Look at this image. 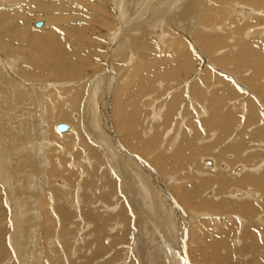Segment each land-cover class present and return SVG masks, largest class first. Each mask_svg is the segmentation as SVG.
Returning a JSON list of instances; mask_svg holds the SVG:
<instances>
[{"label":"rangeland","instance_id":"1","mask_svg":"<svg viewBox=\"0 0 264 264\" xmlns=\"http://www.w3.org/2000/svg\"><path fill=\"white\" fill-rule=\"evenodd\" d=\"M40 1L5 0L0 2L2 3L0 4V27L3 26L4 29L8 28L9 31L14 32L8 31L9 33L7 34L5 31L2 33V27L0 28V56H5V60L9 62L11 68L10 73L14 75L11 77V80L18 81H14L15 83L13 84L6 83V78L4 80L3 74L0 73V264H141L140 259L135 254L137 244L141 239L138 235V228H134L133 226L135 219L151 231L154 240L157 237L161 238V233L155 228L154 217L147 215V211L143 210L145 203L143 200V192L140 191L144 186L151 193L155 187V182L157 187L160 188L162 195L166 196L164 198L167 200L169 207H172L171 211L178 212L180 216L181 221L178 224V228H182L180 229V235L183 238V249L179 248L176 254L180 256L178 257L181 259V264L182 262L185 264L183 261L184 258L188 260V264H264V201L261 200L260 203L256 201V204H261L262 206L256 205L260 209L255 213L256 215L253 214L250 217L238 211L240 209V203L243 200L234 199L235 196V198L243 199L251 192L254 193V196H257L259 190L253 189V187L250 188L251 186L241 187L238 183H235L236 186L232 184L228 188L226 187L222 193L224 196L226 194L225 197L219 195L220 198H218L216 193L218 191V185L216 184L215 186L214 180H211V178L215 179L216 175L220 172H225L224 175L226 174L235 180L236 178H245L243 175L248 172L243 171L244 168L242 165L244 166L245 163L238 159L236 161V158L233 157L234 155L236 156L238 149L232 150V152L230 150L221 157L220 162L215 164L214 171L213 167H208L211 165V161L207 163L203 159V157L209 155L210 159H207L215 161V158L218 159V153L221 152V149L227 151L226 148L234 145L237 146L239 142H241L242 147L235 148L241 150L238 152L241 159H243L242 157H246L243 155L244 152H252V157L247 162L248 165H253L258 159H264V151H262L264 148H256V151H252L251 149H254L255 146L250 145L251 141H256L252 136L258 130H264V97L261 95L263 93L260 94L258 90L259 86L264 85V79L259 80L263 82L258 81L257 74H255L256 71L252 65H238L239 58L242 59L246 56L245 54H247L246 57L255 61L257 55L254 53V56L253 52L262 51L264 53V0H261V4L254 3L251 0L249 2H247L248 0H218L215 4H211V0H198L200 4L199 10L208 12L207 20H202L198 12L196 15L193 14L188 22L184 20L180 22L182 19L173 15V17L171 16L172 19L171 17L169 18L170 22L173 20L172 23L166 21V18H161L159 20L160 22L158 21V24H155L153 22V16H150L147 20L149 21L148 23L146 21L141 24V28L145 27L144 29L148 34L144 33L142 29L135 30L136 27L132 28V21H135L136 24L138 18H140L138 22H141L147 19L152 11L157 9V7L152 8L151 4L149 5L148 2L150 0H137L145 2V7L149 6L148 9H144L143 7V9L138 8L136 5L137 1L133 3V0H129L126 3L125 7L129 11L131 26L119 14L121 12L120 0ZM123 1L125 2L127 0ZM42 3L46 5V8L41 7ZM161 6L162 8L158 9V11L167 9V7L164 8L165 5ZM91 7L98 9H96V14L93 13V17L87 15L90 19L80 14L81 11L79 9L87 14L89 9L92 10ZM181 7H183L182 3L177 8L175 14L180 12L178 9L181 10ZM97 10L99 11L97 12ZM41 11H45L43 13L44 16L40 15ZM56 11H59L58 14ZM76 11L79 12L77 13ZM108 14L111 16L109 17ZM2 17H4V20H2ZM162 17H165V15ZM5 18L6 20L8 18V20L6 21ZM14 19L19 23H15ZM40 19L41 21L45 19L47 23H50L47 27L50 30L53 29L55 31L57 29L60 32V39H66L68 34L72 35L69 38L71 40L76 35L79 37L82 36L81 38H83L85 32L79 34L80 31H78L81 30L79 29L81 25L84 29H87L85 30L87 32L90 30L87 26L92 24H94L95 30L97 29L91 38L84 37L83 40L85 42L83 43L85 45L89 44V50L94 51L91 54L92 57L90 55L87 61L89 63L95 61V73H102L103 76H107L106 78L113 80L111 82H113L114 86L111 88L108 87L110 85L109 80L108 84L105 83V95L108 101V105L105 107L108 108L109 112L106 116V119H109V126L107 128L110 127L108 131L112 134L111 136H115L113 150L117 151L116 155H118L124 164L125 173L123 176H128L127 192L123 191L121 193V188H123L121 186L123 183L122 180L118 181V176L107 165L106 158L101 155L105 151L104 148L99 146L100 155L96 151L97 153H94L95 155L90 158V156H86L90 150L88 149L87 153H83L85 150L82 149L81 144H72V136L68 135L62 138L56 135L57 131L54 125L63 120L60 113L63 112L69 115L68 119L64 120L63 123H67V121L70 123L73 121V118H76L78 128H80L79 122H82V119L86 120L85 110H82L86 104L82 106V103H80V108H76L77 110L74 109L73 112L69 106L67 94L69 92L68 89H75L78 86H81V88L83 86L85 87L87 80L84 82L80 78H51L53 73L50 68L45 66L43 70L41 68L42 66L39 67L41 64H38L36 67L31 64V57L33 55L31 50L34 39L32 35H42L44 33V29L41 30L42 26L38 28L34 27V21H40ZM98 19L100 22H97ZM2 21H6V23ZM103 23L104 25H102ZM184 23L187 26V30L185 31L183 28L177 30L179 24L183 26ZM5 24L9 26L7 27ZM17 25L20 26L18 27ZM70 25L71 28L68 27ZM31 26L33 30H37L36 33H33V30L29 32V29H31L29 27ZM75 26L79 28L77 29ZM16 33L19 35H15ZM199 33H205V35L203 34V38L198 36ZM8 35L10 39L6 37ZM3 37L4 39L2 40ZM7 38L13 46L12 50L14 51L11 53L14 54L6 52V43L4 44V41H7ZM121 39L124 40L123 46L120 44ZM133 39L138 41L149 39L150 42L153 41L151 47H147L149 55L156 59H152L153 68L159 67L160 61L162 62L160 67L176 65L182 58L176 59L177 56L175 54L184 57L183 55L185 53L187 57H184V62H187V65L185 64L184 67L187 70L184 69L185 73L182 76H179L177 73L175 79L163 80L164 82L161 86L157 83L155 87L154 83L151 82L146 92H141L140 90L143 88V84L140 83V80L143 79H139L142 76L140 73H143L142 77L145 79V76L152 75V69L147 68L142 72L146 60V57L143 59L141 53L144 52V49H140L143 44L136 47L133 45ZM216 41L218 44L215 43ZM213 42L215 46L208 48L207 46ZM95 44L96 47L94 46ZM116 47L117 49L115 50ZM96 48H99V50ZM238 49L240 52H238ZM250 50H253V52L251 51L252 54L250 53V56H248ZM118 51L119 54L117 53ZM237 56L238 60H236ZM94 63L91 64L94 65ZM30 72L36 77L42 76L43 78L41 77V79L43 80H30L28 77L29 84L23 81L19 82V78H27V74L30 75ZM64 81L68 82L63 83ZM51 82L54 86H48L47 89L44 85L52 84ZM22 84L26 85L25 88ZM151 84H153L152 89ZM13 86L19 91L16 90L14 92L15 89ZM32 87L40 88L39 90L46 89L42 92V98L39 95H35L39 99L36 101L37 104L29 100L31 98L30 92L25 94L27 88L30 89ZM24 90L26 91L24 92ZM136 90L142 94L141 102L136 101L132 96V92ZM117 96L121 98L127 115L130 113L134 114L135 107L139 108L137 126L134 130L141 131L142 140L146 142L152 141L157 134L158 142H156L155 147L141 151L126 146L123 143L124 131L119 132L113 127L116 121L119 123L116 112L117 102L121 100L116 99ZM14 97L15 99L13 100ZM148 97L152 99H148ZM87 100L88 96H85L82 102L87 103ZM217 101L218 103H216ZM98 102L100 105L98 109L100 110L101 108V111H103V100H98ZM175 104L176 107H173ZM151 106H154L156 111L161 110L162 119L160 121H156V115ZM202 106L207 110L206 112ZM240 107H245V109H241ZM212 108H220V115H222L219 127L214 129L212 127V119L214 116ZM105 111L107 110L105 109ZM244 111L246 114L248 113V116ZM41 114L43 115L41 116ZM227 117L230 119L227 120ZM124 119L123 117V121H126ZM229 122H235L237 126L233 124L234 127H227L230 129V133H225V131L223 133L221 130L226 128L224 125H232ZM257 124L259 125L257 126ZM24 126L31 128V138H33V141H35L36 135L42 133L44 130L48 135L46 139L49 143H46V141L41 147L37 148L41 154L40 161L48 159L43 163L44 170L42 172L44 173L45 171V176H37V165L41 164L38 157L39 154H35L30 149H26L25 151L19 150L20 148L27 147V145H20V141L22 140L20 135H23L21 131ZM2 129L4 130L2 131ZM176 133L178 136L174 135ZM227 138L229 140H226ZM185 139H190V141H185ZM219 140L223 141V144H217L216 141L218 142ZM262 141L264 142V139ZM179 142H184L183 145L189 152V160L186 163H181L179 166L174 167L158 165L156 160H159L161 156H171L178 147ZM160 143L162 147L160 145L158 147ZM90 144L93 147L92 142ZM203 146L205 147L204 150L202 149ZM214 146L215 149H213ZM83 147L86 148L85 143ZM255 153H259V156H255ZM135 157L145 165L139 163ZM28 160L34 162V166L31 168L28 166ZM199 160L201 161V170L198 165L196 168L197 171L195 172L196 169L194 170L193 166H195V163L198 164ZM262 163L260 162L254 166L261 165L262 170L264 167ZM4 165L7 167L4 168ZM96 165H100L99 174L103 170H110L112 176L117 180V183L115 182L116 186L111 189L114 191L110 197L106 195L99 196L101 192L109 191V186H102L104 179L101 181L100 178L95 177L97 187L94 188L91 186L88 187L85 184L87 183V179H91V173L97 172ZM254 166L251 167L253 168ZM54 167L57 168L55 169ZM261 173L264 174V170ZM7 174L12 175L13 179L11 184L13 189H10L8 185ZM250 174H255V172H250ZM31 178L36 183L34 187H31L33 186V183L30 181ZM202 179H210L211 181H207V183L196 189L200 197L198 203H189L185 198L183 199L185 196L183 195L184 193L190 195L195 191L194 180ZM28 181H30V186L25 187ZM116 187H118L117 190ZM11 190L12 192H9ZM234 192L235 194L233 195ZM241 192L246 194L238 197L240 195L238 193ZM31 193L34 194L33 197ZM89 194L92 200H94L92 203H86V198L89 197ZM97 195L100 197L98 199L99 201L97 200ZM259 196L261 195L259 194L257 197ZM203 199L212 207H208L202 202ZM224 200L228 204L225 203L224 208L221 205L220 209L216 210L213 205L220 204ZM148 202L151 209L159 213L158 195L156 193L153 196L151 195V199ZM133 203L136 205V208L133 206ZM123 206H125V209L122 208ZM126 207L129 209L127 210V214L123 213L121 215L120 212L125 211L127 209ZM64 209L67 210V215H64ZM90 214L101 216L103 218H100L102 223L98 222L99 224H97L94 218L89 217ZM123 216L129 218V223ZM259 217H262L263 220H260ZM96 218L98 217L96 216ZM156 218L158 219V216ZM141 229L143 230V228ZM154 229L155 232H152ZM145 232L143 230V235ZM1 233H4V236ZM247 233L250 234L247 235ZM127 235H129L128 239L126 238ZM195 238L200 239L201 243L199 245L194 244ZM226 238H228L226 242H228L229 247H220L217 241L226 240ZM257 241L261 244L260 246H256ZM154 248L155 246L153 250ZM130 249H133V251H130ZM208 250L211 251V254ZM214 250L221 256L219 259H216L214 256L212 257ZM203 252L207 253L204 254L202 260H198V255L200 256ZM149 262L150 264L154 263L152 261Z\"/></svg>","mask_w":264,"mask_h":264},{"label":"bare ground","instance_id":"2","mask_svg":"<svg viewBox=\"0 0 264 264\" xmlns=\"http://www.w3.org/2000/svg\"><path fill=\"white\" fill-rule=\"evenodd\" d=\"M1 1H5V0H0V2ZM10 1V0H9ZM42 1V0H41ZM40 1V2H41ZM70 1V0H69ZM75 1V0H74ZM80 1V0H79ZM109 1V0H108ZM137 0H133V3H135ZM218 0H211V4L212 3H216ZM222 1V0H221ZM250 0H248L247 2H249ZM251 1H254V3H258V4H261L262 3V1L261 0H251ZM43 2H45V1H43ZM55 2V1H54ZM57 2V1H56ZM67 2V1H66ZM85 2V1H84ZM92 2V1H91ZM97 2V1H96ZM99 2V1H98ZM104 2V1H103ZM127 2H129V0H127V1H123V0H120L119 1V4L121 3V5H120V7H121V12L119 13L122 17H124V19L126 20V23H128V25L129 26H131V18L129 17V11H127V9H126V7H125V5H126V3ZM35 3V2H34ZM49 3V2H48ZM74 3V2H73ZM80 3H82V2H80ZM107 3V2H106ZM149 5L151 4V7L152 8H155V7H157V9L155 10V11H152V13H150L149 14V16L147 17V19H145V20H142L141 22H138L139 21V19L140 18H138V20H137V22H136V24H135V21H132V28L134 27H136L135 28V30H141L142 29V31L144 32V33H147L146 32V30L144 29V28H141V24H143V22H146L148 19H149V17L150 16H153V22L155 23V24H158V21L161 19V18H166L165 20L166 21H168L169 23H172L173 22V20H171V22H170V17L172 16L173 17V15H175V16H177V17H179L180 19H182V20H180V22L181 21H186V22H188V20H189V18L193 15V14H198V12H199V17L202 19V20H207V18H208V16H207V11H204V10H199V2H198V0H183V1H180V0H158V1H155V0H150L149 2ZM183 4V7H181L180 9L181 10H179L178 9V11H180L179 13H177V14H175L176 13V10H177V8L179 7V5L180 4ZM209 3V2H208ZM252 3V2H251ZM0 4H2V3H0ZM35 4H37V3H35ZM34 4V5H35ZM92 4V3H91ZM108 4V3H107ZM107 4H105V5H107ZM207 4V3H206ZM75 5H76V3H75ZM87 5V4H86ZM94 5V4H93ZM136 5H137V7L138 8H141V9H148L149 8V6H146L145 7V2H141V1H137L136 2ZM161 5H165V7L164 8H166L167 7V9H161V10H159L158 11V9H160V8H162V6ZM46 5L45 4H41V7L42 8H46L45 7ZM104 6V5H103ZM133 6V5H132ZM38 7V6H37ZM82 7V6H81ZM80 7V8H81ZM143 7V8H142ZM151 7H150V9H151ZM83 8V7H82ZM81 8V9H82ZM90 8V7H89ZM118 8V7H117ZM213 8H214V6H213ZM65 9V8H64ZM81 9H79L81 12H80V14H83V15H85V16H87V15H89V16H91V17H93L94 15H93V13L94 14H96V9H98V8H93V7H91V9L92 10H88L87 11V14H85V12H83ZM201 9V8H200ZM1 10V9H0ZM39 10V9H38ZM47 10H49V9H47ZM47 10H45V11H47ZM63 10V9H62ZM45 11H41L40 12V15L42 16H44V12ZM99 10H97V12H98ZM162 11V12H161ZM177 11V12H178ZM57 12V11H56ZM59 12V11H58ZM58 12H57V14H58ZM77 12V11H76ZM79 12V11H78ZM77 12V13H78ZM102 12H104V11H102ZM159 12H161L160 14H159ZM164 12H165V14H164ZM171 13H174V14H172L171 15ZM251 13V12H250ZM259 13V12H258ZM47 14H49V13H47ZM105 14V13H104ZM113 14V13H112ZM39 15V16H40ZM60 15H62V14H60ZM113 15H115V14H113ZM163 15H165V17H162ZM3 16V15H2ZM40 16V17H41ZM58 16V15H57ZM105 16V15H104ZM108 16H109V14H108ZM111 16V15H110ZM109 16V17H110ZM24 17V16H23ZM100 17V16H99ZM116 17V16H115ZM172 17H171V19H172ZM4 17H2V20H4L3 19ZM87 18H89L90 19V17H88L87 16ZM102 18V17H101ZM113 18V17H112ZM100 19V18H99ZM99 19L97 20V22L99 21ZM110 19V18H109ZM114 19V18H113ZM5 20H6V18H5ZM7 20H8V18H7ZM6 20V21H7ZM15 20V19H14ZM192 20V19H191ZM6 21L5 22H3V23H6ZM12 21H13V19H12ZM39 21V20H38ZM38 21H34V27H37L38 28V26H35V22H38ZM40 21H41V19H40ZM42 21H44V23H43V25H42V29L41 30H43L44 31V33L42 34V35H38V34H36V35H32V37L34 38L33 39V46H32V57H31V64L34 66V67H36L38 64H41V65H39V67L40 66H42L41 68L44 70V68H45V66H47L48 68H50V70L52 71V75H51V78H80V79H82V80H84V82H86V80H87V83H85V87L83 86L82 88H81V86H78L77 88H75V89H68V91L71 93V90H72V93L70 94L69 92H68V94H67V96H68V102H69V106L72 108V111L74 112V109H76V108H80L79 106H80V103H82L81 105L83 106L84 104H86L85 106H83L84 108L82 109L83 111H84V113L86 114V120H84V119H82V122L80 121L79 122V127L80 128H78L77 127V125H76V118H73V121H71L70 123H68V121H67V124H69V129L67 130L68 132H66V131H58L57 129H56V125L58 124V123H56L55 125H54V128H55V130L57 131L56 133V135L57 136H59V137H62V138H64L65 136H68V135H70V136H72V140H73V142H72V144L73 143H78V144H81V146H82V149H84L85 151L83 152V153H87V150L89 149L90 150V152L89 153H87V155L86 156H90V158H91V156H94L97 152L96 151H100V147H102V148H104L105 149V151H103L102 153H101V155H103L104 156V158H106V161H107V165L109 166V167H111L110 169L114 172V173H116L115 175H117L118 176V181L119 180H122V187L123 188H121V193H123V191L124 192H127V177L128 176H126V177H124L123 175H124V173H125V169H124V164H123V162L121 161V159L118 157V155H116L117 154V151L116 150H113V144H114V142H115V140H114V137L113 136H111L112 134H110V132L108 131V129L110 128H107V126H109V119H106V116L109 114V112H108V108H106L105 106H107L108 104H107V99H106V95H105V87H106V85H105V83H107L108 84V80H109V82H110V85L108 86V87H112V86H114L113 85V82H111V81H113V80H110L109 78H106L105 76H103L102 75V73L101 74H98V73H95V69L94 68H96V67H94L95 66V61L94 62H90L89 63V61H87L88 59H89V57H90V55L92 54V53H94V51H90L89 50V44H86L85 45V43H83V42H85L84 40H83V38L84 37H89V38H91L92 37V35H93V33L94 32H96V30H95V26H94V24H92V25H90V26H87V28L89 27V32H87V31H85V30H87V29H84L83 28V26L81 25L80 26V28L79 27H77V26H75V27H77V29L79 28V29H81V30H78V31H80L79 32V34H82L83 32H85L84 33V36H83V38H81V37H79V36H77L76 35V37L74 36L73 37V40H71V39H69L72 35H70V34H68V36H67V38L66 39H60L59 38V33L60 32H58V30L56 29L55 31L53 30V29H51L50 30V28H47L49 25H50V23H47V21H45V19H43ZM103 21V20H102ZM104 21H106L105 19H104ZM190 21V20H189ZM8 22H10V21H8ZM17 21L15 20V23H16ZM100 22V21H99ZM113 22H115V21H113ZM149 21H147V23H148ZM151 22V21H150ZM160 22V21H159ZM185 22V23H186ZM3 23H1V24H3ZM19 22H17V24H18ZM116 23V22H115ZM185 23L183 24V26H180V24H179V27L177 28V30H180V28H183V30H187V26L185 25ZM217 23V22H216ZM8 24H11V23H8ZM8 24H5V25H7V27L9 26ZM203 24V23H202ZM12 25V24H11ZM10 25V26H11ZM77 25H78V23H77ZM102 25H104V23L102 24ZM115 25V24H114ZM172 25V24H171ZM206 25V24H205ZM18 26V25H17ZM20 26V25H19ZM18 26V27H19ZM44 26V27H43ZM46 26V27H45ZM79 26V25H78ZM85 27H86V25H84ZM101 26V25H100ZM116 26V25H115ZM175 26V27H176ZM2 27V33L3 32H5V33H9V32H13V31H9V29L7 28V29H4V27L3 26H1ZM0 27V28H1ZM12 27H14V26H12ZM16 27V26H15ZM17 27V28H18ZM41 27V26H40ZM68 27H70L71 28V25L70 26H68ZM73 27H74V25H73ZM91 27V28H90ZM103 27V26H102ZM25 28H26V26H25ZM25 28H24V30H25ZM29 28H31V29H29ZM28 29H29V32H31V30H33L32 29V26L31 27H29ZM105 28V27H104ZM196 28V27H195ZM263 28V27H262ZM12 29V28H11ZM12 30H14V29H12ZM17 30V29H16ZM40 30V31H41ZM118 30V29H117ZM9 31V32H8ZM15 31V30H14ZM18 31V30H17ZM16 31V32H17ZM35 31V32H34ZM36 31L37 30H33V33H36ZM26 32V31H25ZM25 32H23V33H25ZM104 32V31H103ZM263 32V31H262ZM14 33V32H13ZM7 34H5V35H7ZM11 34V33H10ZM32 34V33H31ZM65 34V33H64ZM96 34V33H95ZM115 34V33H114ZM148 34V33H147ZM203 34L205 35V33H199V37H202L203 38ZM15 35H19L18 33H16ZM99 35H101V34H99ZM179 35V34H178ZM21 36V35H20ZM94 36V35H93ZM114 36V35H113ZM143 36V35H142ZM6 37H10L9 35L8 36H6ZM15 37V36H14ZM30 37V36H29ZM31 37V38H32ZM60 37H62L61 35H60ZM64 37V36H63ZM144 37V36H143ZM198 37V38H199ZM217 37V36H216ZM7 38V41L10 39H8ZM65 38V37H64ZM98 38H99V36H98ZM137 38V37H136ZM202 38H200V39H202ZM219 38H221V37H219ZM4 39V37L2 38V40ZM139 39V38H138ZM106 40V39H105ZM134 40V39H133ZM176 40V39H175ZM212 40H213V38H212ZM6 40L4 41V44L6 43V52H12V51H14V50H12L13 49V46H12V44H11V42L10 41H8L7 42ZM29 41V40H28ZM95 41V40H94ZM112 41V40H111ZM204 41V40H203ZM32 42V41H31ZM104 42V41H103ZM153 42V41H152ZM152 42H150V40L149 39H144V41L143 40H141V41H138V40H134V42H133V45L134 46H136V47H139L140 46V44H143L142 45V47H145V48H140V49H144V52H141L142 53V57H143V59L146 57V60H145V65H143V70H142V72H144V70L145 69H147V68H150V70L152 69V71H151V73H152V75L150 76V75H147V76H145V79L142 77L143 76V73H140L142 76L139 78V79H143V80H140V83H142L143 84V88L140 90L141 92H146V90H147V87L149 86V83H151V82H153L154 83V85H155V87L157 86V83L161 86L162 85V83L164 82L163 80H166V79H170V80H172V79H175L176 77H177V73L179 74V76H182V74L183 73H185V70L184 69H186L184 66H185V64L187 65V62L185 63L184 62V57L186 56L185 55V53H184V57H182L181 55H177V54H175L177 57H176V59H180V58H182V59H180V61L179 62H177L176 63V65H170V66H163V67H160L161 66V61H160V65H158L159 67H156V68H153V63H152V59H154V58H152L150 55H149V52H147V47H151V43ZM119 43V42H118ZM123 43H124V40L123 39H121L120 40V44L123 46ZM216 44H218V42L216 41L215 42ZM215 43L213 42L211 45H206L208 48L209 47H213V46H215ZM102 44V43H101ZM131 44V43H130ZM202 44V43H201ZM29 45H30V43H29ZM100 45V44H99ZM106 45V44H105ZM24 46V45H23ZM27 46H28V44H27ZM95 47H96V44L94 45ZM131 46V45H130ZM158 46V45H157ZM26 47V46H25ZM110 47V46H109ZM155 47V46H154ZM160 47V46H159ZM221 47V46H220ZM101 48V47H100ZM113 48V47H112ZM127 48V47H126ZM130 48V47H129ZM15 49V48H14ZM97 50H99V48H96ZM117 49V47L115 48V50ZM124 49V48H123ZM16 50V49H15ZM110 50H112V49H110ZM239 50V49H238ZM243 50V49H242ZM30 51V50H29ZM245 51V50H244ZM253 52V50H250V52L248 53L249 55L248 56H250V53L252 54V52ZM101 52V51H100ZM104 52V51H103ZM238 52H240V50L238 51ZM243 52V51H242ZM102 53V52H101ZM106 53V52H105ZM118 54H119V51L117 52ZM116 53V54H117ZM133 53V52H132ZM152 53H155V52H152ZM254 53L257 55V58H256V60L255 61H252L251 60V58H249V57H246L247 56V54H245L246 56L245 57H243L242 59H240L239 58V61H238V65H241V64H243V66H245L244 64H250V65H252L253 67H254V69H255V71H256V73L255 74H257V79H258V81L259 80H263L264 79V67H263V63H264V61H262V60H264V53H262V51L261 52H258V51H255V52H253V55H254ZM9 54V53H8ZM11 54H14V53H11ZM98 54V53H97ZM115 54V53H114ZM156 54V53H155ZM242 54V53H241ZM0 55H1V53H0ZM10 55V54H9ZM101 55V54H100ZM107 55V54H106ZM229 55V54H228ZM98 56V55H97ZM152 56H154V55H152ZM159 56V55H158ZM189 56V55H188ZM226 56H227V54H226ZM255 56V55H254ZM91 57H92V55H91ZM94 57V56H93ZM101 57H103V56H101ZM137 57V56H136ZM140 57V56H139ZM160 57V56H159ZM187 57V56H186ZM228 57H230V56H228ZM227 57V58H228ZM252 57V56H251ZM133 58V57H132ZM138 58V57H137ZM94 59V58H93ZM97 59V58H96ZM103 59V58H102ZM101 59V60H102ZM105 59V58H104ZM141 59V58H140ZM225 59V58H224ZM230 59V58H229ZM228 59V60H229ZM154 60H156V59H154ZM236 60H238V56L236 57ZM158 61V60H157ZM39 62H42V63H39ZM234 62V61H233ZM91 63H94V65L93 64H91ZM221 63V62H220ZM232 63V62H231ZM155 64H156V62H155ZM175 64V63H174ZM237 64V63H236ZM29 65V64H28ZM31 65V66H32ZM7 66H8V68H7ZM13 66V65H12ZM102 66V65H101ZM100 66V67H101ZM155 66V65H154ZM157 66V65H156ZM187 67V66H186ZM249 67V66H248ZM48 68H47V70H48ZM13 69V68H12ZM28 69V68H27ZM31 70H32V68H30ZM29 69V70H30ZM138 69V68H137ZM137 69H134V70H137ZM189 69V68H188ZM241 69V68H240ZM6 70V71H5ZM10 70H11V68H10V65H9V62H7L6 60H5V56H3V57H1L0 56V73H2L3 74V76H4V80H5V78H6V83L8 82L9 84H13V83H15L14 81H16V82H18L17 80H11L12 78V76H14L13 74L11 75V73H10ZM23 70V69H22ZM49 70V71H50ZM153 70H155V71H153ZM187 70V69H186ZM26 71V70H25ZM140 71V70H139ZM146 71H148V70H146ZM22 72V71H21ZM27 72V71H26ZM36 72V71H35ZM34 72V73H35ZM97 72V71H96ZM14 73V72H13ZM29 73V72H28ZM131 73H132V71H131ZM254 74V75H255ZM37 75V74H36ZM39 75V74H38ZM93 75V76H92ZM41 76V75H40ZM50 76V75H49ZM53 76V77H52ZM28 77H29V79L30 80H34V79H41V77H36V76H34V75H32L31 74V72H30V75H28L27 74V78H24V79H22V78H19V82H21V81H23V82H27V84H29L28 83ZM43 78V77H42ZM46 78H48V77H46ZM253 78H255V77H253ZM244 79V78H243ZM249 79V78H248ZM256 79V80H257ZM41 80H43V79H41ZM167 80V81H168ZM115 81V80H114ZM126 81V80H125ZM68 81H64L63 83H67ZM133 82V81H132ZM169 82V81H168ZM182 82V81H181ZM259 82H263V81H259ZM52 83V82H51ZM8 84V85H9ZM17 84V83H16ZM169 84V83H168ZM256 84V83H255ZM260 85H261V83H259ZM18 85V84H17ZM17 85H14L15 87H18ZM23 85V84H22ZM158 85V86H159ZM258 85V84H257ZM10 86V85H9ZM13 86V87H14ZM25 86L26 85H23V87L25 88ZM44 86H46L47 87V89H48V86H51V87H53L54 85H53V83L52 84H48V85H44ZM56 86V85H55ZM159 86V87H160ZM15 87H14V89H15ZM119 87H121V86H119ZM152 87H153V84H151V89H152ZM154 87V88H155ZM165 87H167V86H165ZM169 87V86H168ZM9 88V87H8ZM141 88V87H140ZM149 88V87H148ZM256 88H257V86H256ZM19 89V88H18ZM34 89H35V91H34ZM40 88H37V87H32V88H30V89H28L27 88V91L26 90H24V92L26 91V93L25 94H28L29 92V94H31V98L29 99V97H28V99L31 101V102H33V103H36V101H37V99L38 98H36L35 97V95H39L41 98L43 97V95H42V92H43V90H46V89H41V90H39ZM118 89V88H117ZM121 89V88H120ZM119 89V90H120ZM157 89V88H156ZM17 89H15L14 90V92L16 91ZM107 90V89H106ZM110 90V89H109ZM119 90H118V92H119ZM258 90H259V92H260V94L261 93H263L264 94V85H262V86H259L258 87ZM17 91H19V90H17ZM37 91V92H36ZM41 91V92H40ZM113 91V90H112ZM156 91V90H155ZM164 91V90H163ZM255 92V91H254ZM253 92V93H254ZM107 93V92H106ZM122 93V92H121ZM158 93V92H157ZM16 94H18L17 92H16ZM86 94V95H85ZM110 94V93H109ZM115 94V93H114ZM132 96H133V98H135L136 99V101H138V102H141L142 101V94L140 93V92H138L137 90L136 91H133L132 92ZM154 94V93H153ZM255 94V93H254ZM263 94H261L263 97H264V95ZM15 95V94H14ZM119 95H121V94H119ZM156 95V94H155ZM260 95V96H261ZM23 96V95H22ZM33 96V97H32ZM85 96H88V100H87V103H85L84 101L82 102V100L84 99V97ZM109 96V95H108ZM115 96V95H114ZM149 96V95H148ZM38 97V96H37ZM119 96H117L116 97V99L118 98ZM145 97V96H144ZM224 97V96H223ZM10 98V97H9ZM8 98V99H9ZM34 98H35V100H34ZM104 98V99H103ZM150 97H148V99H149ZM166 98V97H165ZM4 99V98H3ZM15 99V97L13 98V100ZM87 99V98H86ZM118 99H120L121 100V98H118ZM150 99H152V98H150ZM162 99V98H161ZM253 99V98H252ZM261 99V98H260ZM11 100V99H10ZM10 100H9V102H10ZM39 100V99H38ZM98 100H103V111H101V108H100V110L98 109L99 107H100V105H99V102H98ZM264 100V99H263ZM159 101V100H158ZM157 101V102H158ZM219 101H221L220 99H219ZM4 102H6V101H4ZM101 102V101H100ZM116 102V101H115ZM161 102V101H160ZM168 102H169V100H168ZM167 102V103H168ZM41 103V102H40ZM155 103V102H154ZM216 103H218V101L216 102ZM257 103V102H256ZM37 104V103H36ZM231 104V103H230ZM242 104H243V102H242ZM241 104V105H242ZM153 105V104H152ZM157 105V104H156ZM171 105H172V103H171ZM233 105V104H232ZM237 105V104H236ZM249 105V104H248ZM160 106V105H159ZM243 106H244V104H243ZM242 106V107H243ZM250 106V105H249ZM143 107H145V106H143ZM163 107H164V105H163ZM173 107H176V104L173 106ZM203 107V106H202ZM242 107H240L241 109H245V107H247V106H245L244 108H242ZM254 107V106H253ZM151 108H152V110L154 111V113H155V115H156V117H155V119H156V121H160V119H162V115H161V110L159 109L158 111H156L155 109H154V106H151ZM150 108V109H151ZM156 108L158 109V107L156 106ZM233 108V107H232ZM235 108V107H234ZM105 109L107 110V111H105ZM135 109V113L134 114H132V113H130V114H126L127 113V111L125 110V106L123 105V103H122V100L121 101H118L117 102V112H116V114L118 115V120H119V123H118V121H116L115 122V125L113 126L114 128H115V130H117V131H119V132H121V131H124V137L122 138V140H123V143L126 145V146H130V147H132V148H134V149H137V150H141V151H144V150H149V149H152L151 147H155L156 146V142H158V135L156 134L155 135V137L152 139V141H150V142H146V141H144V140H142V133H140L139 131H135L134 130V128H136V123H137V115H138V111H140L139 110V108L138 107H135L134 108ZM162 109V108H161ZM203 109L205 110V112L207 111L204 107H203ZM213 109V119H212V127H213V129L214 128H217V127H219V125H220V121H221V116L222 115H220V112H221V109L220 108H212ZM248 109V108H247ZM252 109H254V108H252ZM256 109H257V107H256ZM38 110V109H37ZM77 110V109H76ZM236 111H238V110H236ZM241 111V110H240ZM256 111V110H255ZM203 112V111H202ZM204 112V113H205ZM209 112V111H208ZM233 112V111H232ZM251 112V111H250ZM258 112H260V111H258ZM41 113V112H40ZM228 113V112H227ZM244 113H245V111H244ZM253 113V112H252ZM61 114V117H63L62 119L63 120H61L62 122H60V123H63V121L64 120H66V119H68V116L69 115H67V113H60ZM74 114H76V113H74ZM224 114V113H223ZM246 114V113H245ZM248 114V113H247ZM246 114V115H247ZM260 114V113H259ZM262 114V113H261ZM43 114H41V116H42ZM80 115V114H79ZM196 115V114H195ZM204 115H206V114H204ZM225 115V114H224ZM223 115V116H224ZM231 115V114H230ZM227 116V115H226ZM228 116H229V114H228ZM233 116V115H232ZM248 116V115H247ZM263 116V115H262ZM88 117H90V118H88ZM123 117L126 119V121H123ZM205 117H208V116H205ZM251 117V116H250ZM85 118V117H84ZM210 118V117H209ZM208 118V119H209ZM233 118V117H232ZM255 118V117H254ZM75 119V120H74ZM124 119V120H125ZM164 119V118H163ZM175 119V118H174ZM195 119H197V118H195ZM227 120L228 119H230V118H226ZM251 119V118H250ZM252 119H253V117H252ZM83 120H84V122H83ZM165 120V119H164ZM178 120V119H177ZM198 120V119H197ZM196 120V121H197ZM206 120H207V118H206ZM261 120V119H260ZM79 121V120H78ZM153 121V120H152ZM181 121V120H180ZM208 121V120H207ZM224 121V120H223ZM231 121H232V119H231ZM240 121V120H239ZM248 121H249V119H248ZM247 121V122H248ZM254 121V120H253ZM140 122V121H139ZM162 122H165V121H162ZM250 122V121H249ZM85 123V124H84ZM170 123V122H169ZM228 123V122H227ZM229 123H232V122H229ZM257 123V122H256ZM7 124V123H6ZM84 124V125H83ZM235 125V122H233L232 123V125L230 126L229 124L228 125H224L226 128H223V130H221L223 133H224V131H225V133H230V129H228V128H230V127H234V125ZM237 124V123H236ZM248 124V123H247ZM161 125V124H160ZM172 125V124H171ZM221 125H222V123H221ZM259 124H257V126H258ZM4 126V125H3ZM8 126V125H7ZM6 126V127H7ZM169 126V125H168ZM178 126V125H177ZM197 126V125H196ZM235 126H237V125H235ZM246 126V125H245ZM132 127V128H131ZM211 127V126H210ZM209 127V128H210ZM211 127V128H212ZM228 127V128H227ZM256 127V126H255ZM254 127V128H255ZM260 127H262V126H260ZM21 128V127H20ZM157 128H158V126H157ZM171 128V127H170ZM178 128H179V126H178ZM200 128V127H199ZM206 128V127H205ZM250 128V127H249ZM34 129V128H33ZM148 129V128H147ZM159 129V128H158ZM181 129V128H180ZM179 129V130H180ZM197 129V128H196ZM213 129H210V130H213ZM4 129H2V131H3ZM10 130V129H9ZM199 130V129H198ZM243 130V129H242ZM241 130V131H242ZM250 130V129H249ZM6 131V130H5ZM45 131V130H44ZM43 131V132H44ZM112 131V130H111ZM253 131V130H252ZM256 131V130H255ZM20 132V131H19ZM22 133H23V135H20V137H21V141H20V145H27V147L25 148H20L19 150L20 151H25L26 149H30V150H32L35 154H39V161H40V156H41V154L39 153V151H38V149L37 148H39V147H41L42 146V144H44V142H46L47 141V139H46V137L48 136L47 134H46V132H42V133H40V134H38V135H36V137H35V141H33V138H31L32 137V130H31V128L30 127H27V126H24L23 128H22V131H21ZM147 132V131H146ZM165 132V131H164ZM175 132V131H174ZM197 132V131H196ZM248 132V131H247ZM241 133V132H240ZM66 134V135H65ZM235 134H236V132H235ZM115 135V134H114ZM174 135H177V133L176 134H174ZM117 136V135H116ZM178 136V135H177ZM31 139H30V138ZM91 137V138H90ZM118 137V136H117ZM117 137H116V139H117ZM256 141H251V143H250V145L251 146H255L254 147V149H251L252 151H254L256 148H259V149H262V148H264V142L262 141V139H264V130H258V132H256L253 136H252ZM205 138V137H204ZM38 139H40V140H38ZM49 139V138H48ZM50 140V139H49ZM79 140V141H78ZM120 140V139H119ZM226 140H229L228 138L226 139ZM225 140V141H226ZM185 141H190V139H185ZM52 142V141H51ZM92 142V145H93V147L91 146V143ZM230 142V141H229ZM29 143H31L30 145H29ZM46 143H49V141H47ZM84 143L86 144V148L85 147H83L84 146ZM183 143L184 142H179L178 143V147L176 148V150L174 151V153L171 155V156H161L160 157V159L159 160H156V163L158 164V165H164V166H166V167H174V166H179L181 163H186L188 160H189V152H188V150H187V148L183 145ZM216 143L217 144H223V141H216ZM227 143V142H226ZM118 144H120L119 142H118ZM159 145L161 146V143L160 144H158V147H159ZM100 146V147H99ZM22 147V146H21ZM162 147V146H161ZM160 147V148H161ZM190 147H191V145H190ZM235 147H242L241 146V142H239L238 144H237V146L236 145H234V146H229L228 148H226L227 149V151L226 150H222L221 149V152L220 153H218L219 154V157H218V159L217 158H215V161H213V160H208L207 158H209L210 156L208 155V156H205V157H203V159H204V161H206L207 163H210V161H211V165L210 166H208V167H213V171H214V168L216 167L215 166V164H218V162H220V160H221V157H223L226 153H228V151H230L231 150V152H232V150H236V149H238L236 152H237V154H236V156L234 155L233 157H235L236 158V161H237V159L239 160V161H243L245 164H244V166L242 165V167L244 168V170L243 171H248L246 174L244 173V175L243 176H245V178L243 177V178H236V180L234 179V178H230L229 176H227L226 174L224 175V173H218L217 175H216V178L215 179H212L211 178V180H214V182H215V186H216V184L218 185L217 187H218V191L216 192L217 193V196H218V198H220L219 197V195L221 196V197H223L224 195L222 194L223 192H224V190L226 189V187L228 188L230 185H232V184H234L235 185V183H238V185H240L241 187H250V188H252L253 187V189L255 188V189H257V190H259L258 192V195L260 194L261 196H259V197H257V196H254V193L253 192H251L249 195H247L245 198H243V199H239V198H235L234 197V199H238V200H243V202H241L240 203V209L238 210V211H240V212H242L243 214H245V215H247V216H252L253 214H255L260 208L258 207L259 205L260 206H262L261 204H256V201H259V203H260V201L262 200V201H264V174L263 173H261L263 170H264V167H263V169L261 170V165L259 166H254L255 164H258V163H260V162H263L262 164H263V166H264V159H258L253 165H251V164H247V162L251 159V157H252V155H251V153L252 152H250V153H243V155H245L246 157H242L243 159H241V157L239 156V154H238V152L239 151H241V150H239V148H235ZM33 148H34V150H33ZM219 148H222V147H219ZM218 148V149H219ZM253 148V147H252ZM97 149V150H96ZM182 149H186V150H182ZM202 149L204 150L205 149V147L203 146L202 147ZM213 149H215V146H214V148ZM250 149V148H249ZM182 150V151H181ZM247 150V149H246ZM251 150H249V151H251ZM257 150V149H256ZM255 150V151H256ZM262 151H264V149L262 150ZM93 153V154H92ZM95 153V154H94ZM104 153V154H103ZM214 153H215V151H214ZM234 153V152H233ZM90 154H92V155H90ZM216 154V153H215ZM99 155H100V152H99ZM255 156H259V153H255ZM85 157V156H84ZM101 157V156H100ZM215 157V156H214ZM217 157V156H216ZM213 158V157H212ZM135 159H137V161L139 162V163H141L142 165H145L143 162H141L138 158H136L135 157ZM210 159V158H209ZM48 159H45L44 161H47ZM89 160V159H88ZM103 160V159H102ZM231 160V159H230ZM254 160H256V159H254ZM44 161H40L41 162V164L40 165H37V176H42V175H44L45 176V171H44V173L42 172L44 169H43V163H44ZM85 161V160H84ZM104 161V160H103ZM233 161H234V159H233ZM215 162V163H214ZM235 162V161H234ZM28 166L31 168L32 166H34V162H30V160H28ZM55 164V163H54ZM231 164H232V161H231ZM234 164V163H233ZM199 165V167L201 166V161L199 160V163L197 164V163H195V166H193L194 167V170L197 168V166ZM14 166V165H13ZM12 166V167H13ZM225 166V165H224ZM231 166V165H230ZM237 166V165H236ZM235 166V167H236ZM251 166H254L253 168L251 167ZM7 166L6 165H4V168H6ZM52 167H53V165H52ZM99 167H100V165H96V167L95 168H97V169H95V170H97V172H92L91 173V179L90 180H86L87 181V183H85L86 184V186H91L92 188H94V187H97V183H96V181H95V177H98V178H100L101 179V181H102V179H104L103 181H102V186H109V191L107 192V191H103V192H101L100 194H99V196H103V195H106V196H111L112 195V193H113V191L114 190H111L112 189V187L114 188L116 185V183H117V180L115 179V177H113L112 176V173L110 172V170H107V171H105V170H103V171H105V172H103L102 171V173L101 174H99L98 173V171H100L99 170ZM192 167V166H191ZM206 167V166H205ZM223 167V166H222ZM232 167V166H231ZM231 167H229V168H231ZM234 167V166H233ZM11 168V167H10ZM55 168V167H54ZM57 168V167H56ZM55 168V169H56ZM237 168V167H236ZM209 169H212V168H209ZM41 170V171H40ZM200 170H201V167H200ZM199 170V171H200ZM208 170V169H207ZM217 170V169H216ZM216 170H215V172H216ZM227 170V169H226ZM235 170V169H234ZM197 171V169L195 170V172ZM222 171V170H221ZM228 172V171H227ZM230 172V171H229ZM250 172H255V174H250ZM47 173V172H46ZM207 173V172H206ZM234 173H236V172H234ZM200 174H201V171H200ZM231 174V173H230ZM233 174V173H232ZM47 175V174H46ZM236 175H237V173H236ZM240 175V174H239ZM33 176V175H32ZM48 176V175H47ZM100 176V177H99ZM254 176V177H253ZM12 175H10V174H7V180H8V185L10 186V189H13V187H12V184H11V181H12ZM32 179V178H31ZM30 179V181H31V183H33V186H31V187H34V185H36V183L34 182V180L32 179L31 180ZM210 179H202V180H194V185H195V191L192 193V194H190V195H187V194H185L184 192H182V193H184L183 195H185L184 197H183V199L185 198L187 201H189V203L191 202V203H198V201L200 200V197H199V194L196 192V189H198V187H200V186H202L203 184H205V183H207V181H211ZM30 181H28V184L26 183V185H25V187H27V186H30L29 185V182ZM33 181V182H32ZM116 182V183H115ZM106 184V185H105ZM32 185V184H31ZM154 185H155V187L152 189V191H151V193L149 192V190L146 188V187H144L143 186V189L142 190H140V191H142L143 192V200H144V211H147V215H150V216H153L154 217V224H155V228H156V230H158V232L159 233H161V238H158L157 237V239L156 240H154V236H153V234L151 233V231L149 230V229H147V228H145L144 227V224H142V223H139L138 222V220L137 219H135V221H134V228H138L137 230H138V235H139V237L141 238L140 240H139V243L137 244V249H136V257H138L139 259H140V262H141V264H150V262L149 261H152V263L153 264H181V259L179 258L180 256L179 255H177L176 253H178V249L180 248V249H183V247H182V243H183V241H182V236L180 235V232H181V230L180 229H182V228H178V224L180 223V216H179V214H178V212H172L171 211V209H172V207L170 208L169 207V204H168V202H167V200L164 198V197H166V196H163L162 195V192H161V190H160V188H158L157 187V184H156V182L154 183ZM236 186V185H235ZM213 187V186H212ZM216 187V188H217ZM117 188L118 187H116V190H117ZM236 188V187H235ZM78 189V188H77ZM178 189H180V188H178ZM86 190V189H85ZM215 190V189H214ZM235 190V189H234ZM233 190V191H234ZM241 190V189H240ZM256 190V191H257ZM6 191H8V190H6ZM119 191H120V189H119ZM245 191V190H244ZM262 191V192H261ZM9 192H12V190L11 191H9ZM33 193H34V191H32ZM86 192V191H85ZM236 192V191H235ZM235 192L233 193V195L235 194ZM116 193V192H115ZM154 193H156L157 195H158V203H159V208H158V211H159V213H160V215H158L159 213L156 211H153L152 209H151V207H150V205H149V202H148V200H150L151 199V195L153 196V194ZM215 193V194H216ZM229 193H231V192H229ZM222 194V195H221ZM238 194H240L238 197H242L243 196V192H241V193H238ZM246 194V193H245ZM244 194V195H245ZM248 194V193H247ZM93 195V194H92ZM31 196L33 197L34 196V194H32L31 193ZM84 196H85V193H84ZM89 197V199L88 198H86V203H92V202H94V200H92V197L90 196V194L88 195ZM98 196V195H97ZM96 196V197H97ZM97 197V200L100 198V197ZM225 196H226V194H225ZM224 196V197H225ZM230 196H232V195H230ZM179 197H180V195H179ZM258 199H257V198ZM217 198V197H216ZM257 200H256V199ZM222 199V198H221ZM255 201H254V200ZM90 200V201H89ZM110 200V199H109ZM99 201V200H98ZM202 202H204L208 207H212V206H209L210 204H208L207 203V201L205 200V199H203L202 200ZM96 203V202H95ZM112 203V202H111ZM210 203V202H209ZM225 203L226 204H228L227 203V201H222L220 204H216V205H213L215 208H216V210L217 209H220V207H221V205L223 206V208L225 207ZM263 203V202H262ZM204 204V205H205ZM256 205H258V206H256ZM264 205V204H263ZM133 206L136 208V205L133 203ZM180 207V206H179ZM264 207V206H263ZM122 208H124L125 209V206H123ZM127 208V207H126ZM222 209V208H221ZM127 210H129L128 208L125 210V211H123V212H120V209H119V212H120V214L121 215H123V213H126L127 214ZM122 211V210H121ZM174 211V210H173ZM63 212H64V215H67L68 214V212H67V210H63ZM157 213V214H156ZM45 215H46V213H45ZM119 215V214H118ZM256 215V214H255ZM255 215H254V217H255ZM96 216L98 217V218H96ZM137 216V215H136ZM156 216H158V219L156 218ZM89 217L90 218H94L95 219V222L97 223V224H99V223H102L101 221H100V218L101 219H103L101 216H99V215H93V214H90L89 215ZM124 217V216H123ZM128 217H129V215H128ZM128 217H124V218H126L127 219V221H128V223H129V218ZM112 218V217H111ZM260 218V220H263L262 219V217H259ZM258 218V219H259ZM47 219V218H46ZM120 219H122V218H120ZM93 220V219H92ZM111 220H113V219H111ZM132 220V219H131ZM121 221V220H120ZM99 222V223H98ZM126 222V221H125ZM105 223V222H104ZM44 224H45V219H44ZM106 224V223H105ZM105 224H103V225H105ZM116 226V225H115ZM118 226V225H117ZM182 226H183V224H182ZM140 227V228H139ZM184 227V226H183ZM129 228H130V226H129ZM141 228H143V230H145L146 232H145V234L143 235V230L141 229ZM154 228V227H153ZM159 230H161V231H159ZM184 230V229H183ZM152 232H155V229L152 231ZM157 232V233H158ZM248 232V231H247ZM2 234V233H1ZM4 234V233H3ZM2 234V235H3ZM250 234V233H249ZM248 233H247V235H249ZM137 235V234H136ZM255 235V234H254ZM4 236V235H3ZM128 236L129 235H127V239H128ZM146 236V237H145ZM226 236V235H225ZM0 238H1V235H0ZM132 238V237H131ZM160 239V240H159ZM227 239L228 238H226V240L224 239V240H222V241H217V243H218V245L220 246V247H222V246H228V242H226L227 241ZM131 240V239H130ZM200 244L201 242H200V239L199 238H195V240H194V244ZM214 244V243H213ZM217 245V244H216ZM261 244L259 243V241H257V243H256V246H260ZM117 246V245H116ZM155 246V248H154V250H153V247ZM215 246V245H214ZM217 247V246H216ZM215 247V248H216ZM229 247V246H228ZM203 248H205L206 249V247H204L203 246ZM211 250H213V249H211ZM217 250V249H216ZM220 250V249H219ZM130 251H133V249H130ZM209 251V253L211 252L210 250H208ZM220 252V251H219ZM233 252V251H232ZM207 252H203V254H200V256L198 255V260L199 259H203L202 257H204V254H206ZM179 254H180V252H179ZM211 254V253H210ZM166 255V256H165ZM184 255V254H183ZM135 256V255H134ZM179 256V257H178ZM189 256V255H188ZM196 256V255H195ZM215 257L216 259H219L221 256L217 253V252H215V250H214V252L212 253V257ZM166 257H167V259H166ZM183 257V256H182ZM187 257V256H186ZM206 257H207V255H206ZM192 258V257H191ZM215 258H213V259H215ZM123 259V258H122ZM224 259H226L225 257H224ZM194 260H195V258H194ZM124 261H126V260H124ZM183 261L185 262V264H188L187 262H188V260L186 259V258H184L183 259ZM193 261V260H192ZM215 261H217V260H215ZM222 262V261H221ZM126 263V262H125ZM216 263H218V262H216ZM182 264H183V262H182Z\"/></svg>","mask_w":264,"mask_h":264},{"label":"water","instance_id":"3","mask_svg":"<svg viewBox=\"0 0 264 264\" xmlns=\"http://www.w3.org/2000/svg\"><path fill=\"white\" fill-rule=\"evenodd\" d=\"M42 25H43V21L35 22V26L40 27V26H42ZM56 129H57L58 131H67V130L69 129V124H67V123H58V124L56 125Z\"/></svg>","mask_w":264,"mask_h":264}]
</instances>
